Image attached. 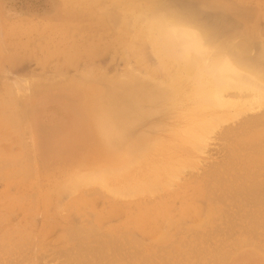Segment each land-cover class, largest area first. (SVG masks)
<instances>
[{"label": "rangeland", "instance_id": "obj_1", "mask_svg": "<svg viewBox=\"0 0 264 264\" xmlns=\"http://www.w3.org/2000/svg\"><path fill=\"white\" fill-rule=\"evenodd\" d=\"M141 4L145 9L150 8L148 0H0V167L2 166V169H0V264H77L80 260L75 255L85 256L90 253V256L94 257L96 254L98 256L99 251H101L102 255L104 250L106 253L112 252L114 246L111 243H113V240L118 238L119 242L116 241V243L114 241L116 246L121 244V242L123 244L121 236L125 233H122V231L127 230L128 226V230L134 231L133 228L137 230L135 228L137 226L136 222H139V220L144 222L149 217L147 221L150 222L151 220V224L144 222L145 225L149 226L150 224L149 227L146 226L148 235L145 234L142 239L138 229L133 232L136 235V240L133 238L135 235L132 234L133 236H131L130 231H128L129 239L127 235H123L125 237H122L126 242H124V245H119L118 247L120 248H115L121 250L123 246L128 245L131 238L137 241L135 244H131L133 246H136L138 240L140 241L139 243L145 245V242H155V238L156 241H168V244L175 242L173 244L177 245L179 238L186 240L193 234L194 237L190 236L191 239L189 238L192 242L193 238H195L196 242L197 240L200 242L201 239H205V242L202 240L201 242L203 243H196V245L193 243V245L198 248V244L202 246L204 244L203 247L205 249H197L195 247L196 252H193L195 251L193 249L194 246L192 248L191 244H188V242L191 243L189 239L188 241L186 240L187 243L184 240H180L188 244L187 247H191V249L185 247L188 249L187 252L192 250L196 254L203 249L202 252L206 251L211 256L214 252L218 255L221 249H226L227 242L230 243L231 241L230 249L227 247L229 251L226 249L232 255L227 264L264 263V250L262 249L264 248V244L262 245L264 242L262 236L264 235L260 236L259 234L262 230L264 231V228L261 227L263 225L252 224L254 228H257V231L258 229L260 230L257 233L253 228L248 229V224H246L247 227L245 229L244 226H246L245 223L247 221L245 222L243 218L240 219V210L245 211L249 206L242 209L237 206H232L231 208L226 203L232 201L229 198H223L225 203L223 200H218V202L214 200L212 202L210 196L207 195L206 197L205 195V193H210L209 189V191L205 190L207 188L206 184H204L205 182L201 181V179L194 180L197 172L202 174L203 168L207 171L210 169V165L219 161L222 156L220 154L222 142L215 140L207 149L206 154L201 155V158H197V154L193 153L192 156L195 157L191 156L192 165L197 166L198 169L190 167L191 169H186L181 173L180 179H168L167 173H164V171L170 167L167 166L165 169L163 166L177 167L179 165L178 162L181 163L188 157V151L185 149L187 146L184 145L186 143H182L179 135L180 130L185 125V114L182 105L177 103L175 106H171V103L142 101L143 103H137L139 106L137 105L136 108H131L137 109L136 114H139V109L142 110L143 108V111H146V115L140 119L136 118V114V119L132 117L134 111H131L133 109L130 108V105H127L130 101L125 99L128 94L125 90L122 91L119 85L125 80H129V78L133 79V76V80L137 82V79H139L137 76L140 75L141 79L144 76L146 80H139L140 83H144L145 89H155L156 83L167 82L169 77L175 74V69H177V64H173L172 61H167L169 63L168 67L165 68L167 65L162 66L155 49L149 43V39L147 40L148 37L145 36L147 33L144 34L145 32H143L141 34V32H138L139 26L134 25L136 19L141 18V14L137 11V9H141ZM163 7L175 12L184 21L194 23L206 30L211 41L224 43L229 42L230 39V44L234 46L241 45L239 47L241 49L244 46L245 54L241 52L240 54H243V56L239 55L240 58L245 56L247 61L264 63V0H158L156 5H152V8L157 11ZM117 9L118 11L121 9L119 16ZM125 9H129L128 12ZM120 15L123 16L121 17ZM145 37L146 39H144ZM133 44H135L134 47ZM145 76L148 78H145ZM166 82L165 84H167ZM183 83L180 87L182 94L184 92L187 93L190 88L188 81H186V84L185 82ZM23 84H26L25 87L27 86V89L22 86ZM19 89L24 92H20ZM11 90L14 91V95H11ZM16 94L17 96L19 94L20 97L18 96L17 98ZM4 95L7 97L11 95L12 97L7 99H14L17 104L14 101L10 103V100L6 102V96L3 97ZM115 95L118 96L115 97ZM22 98L24 99V102L22 100L23 103L20 102ZM127 98L129 99V96ZM101 103L102 105L111 103V106L107 105L109 108L104 112V119L107 115L111 116L116 113V117L119 116V124L124 133L123 138L126 137L127 140L136 141L139 136L144 135L143 139L146 140V148L149 149L135 157L134 160L145 155L140 157L142 159L137 160L136 163L133 160V164H130L131 157L129 155L120 154L114 160L112 167L115 170L121 166L126 168L124 171L119 170L114 173H107L105 184L99 181L90 185L81 184V186L77 185L78 188L70 187L72 191H69L70 188L65 183H68L67 180L70 179L72 173L78 169L86 168V162L94 161L95 154H100L110 149L101 133L103 126H107V121L94 119L91 122V118H89L91 117L89 113L102 116L103 107L100 105ZM93 105L99 106V111L90 112L89 109ZM10 111L18 113L17 119H19V115L21 118L15 120L16 114L11 116L9 114L11 113ZM132 112L133 114H131ZM22 124H24V127ZM15 126H20L26 130L20 127L17 130L18 128H15ZM157 141L160 142V145L155 146ZM216 141L219 143H216ZM115 143L116 145L114 146L119 148V152L124 150L122 137L117 139ZM26 156L29 157L27 158ZM19 161L20 164H18ZM163 162L166 165H163ZM155 167L159 172L154 170L156 169ZM154 171L155 174L153 175ZM255 172L257 173L256 170ZM260 173H257V175L259 174L261 177L258 176L257 178L255 175L254 178H257V180L262 179L264 172L261 171ZM198 178L196 177L195 179ZM250 180L252 179L248 178V184H250ZM169 181H174V184L170 185ZM195 181L198 182V186ZM133 183L138 184L139 187L137 184L135 186L139 188V192L134 191ZM260 183L264 184V179L263 181L260 180ZM260 183L259 187H263V184ZM126 184L129 185L130 191L133 190V193L130 191L125 192ZM63 185L67 186V189ZM128 187L126 188L129 189ZM197 187L200 188L199 191ZM118 188L121 190L123 188L124 194L123 190L121 192ZM259 193L261 194L260 190ZM170 194L178 196L174 197L173 200L169 196ZM208 198L210 199L208 200ZM243 201L246 200L244 199ZM251 201L253 202L254 200ZM215 202L219 203L218 207L220 206V208L217 209L221 211L223 218L226 217L227 212L230 213L231 209L230 214L239 217L240 224L244 223V226H237L239 221H236L237 224L229 222L231 225H236V227H233L234 229L229 224V227L226 228L225 223L228 222L227 219L229 220L230 216L227 214L229 216L225 218L227 222L220 218L222 217L220 214L217 217L215 211L217 210L215 207L217 205ZM247 203L249 204V202ZM225 206L226 208H224ZM213 207L215 208L214 210ZM233 208L240 213L235 211V209L233 210ZM209 209L211 210L208 212ZM125 210L126 212H124ZM194 210L195 212H192ZM210 212L213 215L212 217ZM214 216L217 218V222ZM144 217L147 218L144 219ZM167 217L170 218L168 219ZM166 219L168 220L166 221ZM169 221L172 223L173 228L168 225ZM81 222L85 224L82 223V225ZM125 222L127 223L126 226ZM177 224L181 226L179 227ZM255 224L260 227H255ZM130 225L134 227L132 228ZM159 225L162 229L161 227L158 229ZM213 225L217 229L215 233L213 231L215 227L211 229ZM123 226L124 229L122 228ZM166 226L171 228V231H169L167 227L168 233L166 232ZM206 226L208 231L203 230L206 229ZM81 227L82 230H79ZM107 227H110V231ZM182 227H185L186 231L189 229L191 234L189 235L188 232L187 235L184 228V234L186 232L185 235L188 238L181 234L183 232ZM118 228H121V231ZM175 228L182 229L175 234L176 231L178 232ZM72 229L73 232H70ZM192 229H195L196 233L194 230V232H191ZM224 229H228V232L230 231L229 235L233 236L231 237L232 239L230 238L231 240L225 241V236L227 237L226 234L228 232H225ZM218 230L222 234L224 231L225 236L223 234L222 237L221 232ZM248 230L251 232H248ZM164 231L167 235L170 233L174 234L175 237H170L169 235V239H167ZM245 231L247 232L245 233ZM103 232L107 233V235L109 234V236L111 234V238L113 234V240H109L110 237L109 239L107 237L106 241L109 242H105L106 236L105 234V237L102 236ZM151 232L155 234L152 233L151 235ZM162 232L163 235L161 234ZM231 232L233 235L230 234ZM252 232H256L257 235L255 233L252 234ZM75 233L77 236H75ZM114 234L116 235L114 236ZM178 234H180V237ZM197 234L198 239L196 237ZM160 235H162L163 239H161ZM219 235H221L220 238L224 239H220ZM199 236L203 237H200L201 239L199 240ZM256 236L257 238H255ZM95 238L96 240L99 238L97 240L98 244ZM206 239L208 240L207 242ZM214 239L218 240L217 243L219 241L220 243L214 244L216 243ZM102 241L105 244L107 243L108 247L101 245L96 248L95 246L98 247ZM260 241L261 243H259ZM207 243L209 246H207ZM89 245L96 249L89 253H87L89 250L80 252L84 247L91 251ZM143 245H137L139 248L137 246L135 247L136 249L134 248L136 251L132 253L136 255L133 257L137 256L136 258H138L139 251L144 247ZM156 245L157 248L159 247L158 252L160 253L162 246L159 243ZM217 247L221 249L219 250ZM209 248L213 251H210ZM184 249L180 248L182 253H184ZM106 250L109 251L107 252ZM156 250L155 248L154 251H151L152 253H149L151 257L153 256V259L155 258L154 253L158 259L159 254H157ZM72 251H76L75 255H73ZM184 251L186 252V249ZM167 252V257H171L169 258L171 261L174 259L172 264H176V260H179L176 259L177 256H174L176 254L169 247ZM187 252L184 254L188 255L190 253ZM124 253L126 251L122 249V252L117 255H124ZM162 253L166 255V251L163 250ZM194 254L191 257L194 261L199 262L198 260L201 257L196 258L199 255L196 254L194 259ZM207 254L205 255L207 256ZM216 254H214V259L211 256L208 258L204 255L206 258L204 259V256H202V261L206 260L205 264H208V261L209 264H212L215 259H219V255L216 256ZM185 255H181V257L183 258ZM190 255L187 257H190ZM61 256L64 257L65 261H62L63 258ZM108 256V254L102 256L103 259L105 258L103 261L100 255L101 263H114L117 260L116 257L110 259ZM149 257L147 260L151 264L152 262L156 264L154 261L157 259L152 260ZM113 260L114 262H112ZM162 260H157V262L159 261L162 264ZM96 261L97 259L90 263L97 264ZM149 261L144 263L150 264L146 263ZM201 262L198 264H201ZM79 264H85V262L81 263L80 261Z\"/></svg>", "mask_w": 264, "mask_h": 264}, {"label": "bare ground", "instance_id": "obj_2", "mask_svg": "<svg viewBox=\"0 0 264 264\" xmlns=\"http://www.w3.org/2000/svg\"><path fill=\"white\" fill-rule=\"evenodd\" d=\"M148 2L150 4H152V5H156L158 0H148ZM139 3H137V4H139ZM150 4H149L150 8H147V9H145L142 4L140 5L141 9L140 10L137 9V11H138V13L141 14V18L140 19L138 18L139 20L136 19L134 25H136L137 27L139 26L138 27L139 31H138L137 27H136V29H137L138 32H141V34L143 32H145L144 34L147 33L145 36L148 37L147 40L149 39L148 40V41H150L149 43L151 44V46H153V49H155L156 55H158V58L161 60L162 66L167 65V66H165V68H166L169 65V63L167 61H172L173 64H175V65L177 64V69H175V71H176L175 74L170 76L167 82L165 81L167 84H165V82H158V83H156L157 84L156 86L154 84L155 89H153V88L152 89H145L144 83H140L139 82V80H143L144 79V76H142L143 79H141L140 75L137 76V77H139V79H137V82H135L133 80L134 76H133V79L129 78V80H125L124 82H122L121 85H119V88H122V91L125 90L126 93L128 94L127 97L129 96V99L127 97L126 98L124 97L125 99L130 101L129 104L127 103V105L128 106L130 105V108L131 107H135L136 108L137 105L139 106V104H137V103H141L142 101L143 102L147 101V102H151V103H155V102H158V101L160 103H162V102L171 103L170 104L171 106H175V104H177V103L182 105V109H184V114H185V117H184L185 125L183 126V128L180 127L182 129L180 130L179 135H180L182 143H186L184 145L187 146V147H185V149H186V151H188L187 152L188 153L187 154L188 157L186 156L187 158L185 159V161H182L181 163L178 162L179 165L177 167H175V166L171 167L170 165H166V163L163 162V165L164 164L166 165V166H163V167H165V169H166L167 166L170 167L169 169L167 168L168 171L166 170V171H164V173L165 172L167 173L166 175L168 176V179L172 178L173 180H175V179H180L181 173H183L186 169H189L190 167L193 168V169H198L197 166L192 165L193 163H192V159L191 158L193 157L192 156L193 153L197 154L196 155L197 158H201V155L202 154H206V152L208 151L207 149L214 143L215 140L221 141L222 143L220 145V152H221L220 154H222V156L219 159V161H216L212 165H210L211 167L207 171H205L206 169L204 170V168H203V170L201 171V172H203L202 174H199V172L196 173L194 171L196 173L195 174L196 176L194 175L195 176L194 180H200L201 179V181L203 180L205 182L204 184H206V187H207L205 190H207V191L210 190L209 194H211V195H209V194L205 193V195H206V197H207V195L210 196L211 199L208 198V200L210 199V200H212V202H214V200L216 202H218V200L222 201L223 198H225V199L229 198V199L232 200L230 202L231 204L229 202H226V203H228L229 204L228 206L229 207L231 206V208H232V206H237V207H239V209H242V208H245V207L249 206V208L247 207L249 210L248 209L247 210L245 209V211L244 210H240L241 213L238 210H236L235 208H233V210L235 209V211L240 213V219L243 218V220H245V222L247 221V223H245V225L248 224V226H249L248 229H250V228L252 229L253 228V229H255V231H257L256 230L257 228H254L253 225H252L254 223L263 225L261 227L264 228V224H263L264 223V184L260 183V180L263 181L264 177L262 179L260 178V180L259 179L257 180V178L259 176V174L257 175V173H260L261 171L264 172V63H259V62L258 63H254L255 61L254 62L247 61V58L245 59V56L243 58H240L239 55L243 56V54H245L244 53V46L242 47L243 49L239 48L241 45L240 46L235 45L236 46L235 47L234 45L230 44V39H229V42H224V43H217L215 41H211L208 38V36H209L208 32L206 30L202 29L201 27H199L198 25H196L194 23H191V22H188V21H184L182 19V17H180L178 14H176L175 12H173L170 9H167L165 7H163L161 10L157 11L155 8H152V5H150ZM120 10L118 11V9H117L118 16H119ZM128 10H126V11L128 12ZM130 10H131V8H130ZM122 13H120V14H122ZM123 15H120V16L122 17ZM146 37L144 39H146ZM141 38H143V37H141ZM134 45L135 44H133V47H134ZM136 48H138V47H136ZM241 52L243 54H240ZM130 73H132V72H130ZM134 73L136 74V72H134ZM130 75H132V74H130ZM145 78H148V77L145 76ZM144 81H146V80L144 79ZM186 81H188L190 83V88L188 89L187 93L184 92V94H182V90H180V87L184 84L183 82H185V84H186ZM25 85L26 84H23L22 86L24 88H26L27 86L25 87ZM187 85H188V83H187ZM23 87H19V88L24 89ZM183 88H184V86H183ZM19 90L22 93L24 92V91H21V89H19ZM11 91H12L11 95L12 94L14 95V91L13 90H11ZM130 92H131V94H129ZM155 92H158V93H155ZM123 94H125V93H123ZM6 95H8V94H6ZM6 95H4L3 97H5ZM11 95L9 97H12ZM20 95L23 96L21 93H20ZM20 95L18 94L19 97H20ZM18 96L16 94L17 98H18ZM117 96L118 95H115V97H117ZM9 97L6 96L5 97L6 100L5 99L4 100L6 102L9 101L10 99L9 100L7 99ZM22 100L24 102L23 98L21 99L20 102H22ZM5 101H4V103H6ZM13 101H14V99L10 100L9 102L12 103ZM8 105H11V104H8ZM19 105H21V104H19ZM100 105L103 107V111L101 113L102 116H96V115H94L92 113H89V115L91 116L89 118H91L90 119L91 122L94 119H100V120L107 121V126H103V131L101 133H102L103 137L105 138V140H106L105 142L108 144L110 149H108L109 151H105V152H102L100 154L99 153L95 154V156H94L95 160L91 161L90 163L86 162V164H85L87 166L86 168L78 169L76 172L72 173V175L70 176V179L67 180L68 183H65V185H68L69 188L70 187L71 188L77 187V185L81 186V184L90 185V184L97 183L98 181L102 182L103 184H105V182H106L105 177L107 176V173H114L115 171L117 172L119 170H123V171L125 170L126 167H123V166L118 167L116 170H115V168L112 167V164L115 162L114 160L120 154L129 155L131 157L130 158V164H133V160H134L135 157H137L138 155L142 154L143 151L149 149V148H146L147 147L146 146V140L143 139L144 135L139 136L138 140L136 139V141L127 140L126 137L123 138L124 133L122 132L121 125L119 124V119H118L119 116L116 117V113H114L111 116L107 115V117H105V119H104V116H105L104 112H105L106 109L109 108V107H107V105L111 106V103L107 104V105L106 104L102 105V103H101ZM8 108H7V110H8ZM11 108L13 109V107H11ZM135 108L134 109L131 108V109H133L131 111H134V115L132 116L133 118H135V114L137 112V109H135ZM141 108H142V106H141ZM155 108H156V106H155ZM99 109H100L99 106H94L93 105V106H91L89 111L90 112L91 111L96 112V111H99ZM128 109H129V107H128ZM7 110H6V112H7ZM139 110H140V112H138L139 114H136V118L140 119V118H143L146 115V113H145L146 111H143V108H142V110L141 109H139ZM22 111H24V110L22 109ZM10 112L11 113H9V114L11 116L16 114V113H12L13 111H10ZM17 114L14 117L15 120H19L21 118L20 115H19V119H17ZM131 114H133V112ZM7 116H9V115L7 114ZM133 118H131V119H133ZM14 119H13V121H15ZM17 123H19V122H17ZM23 125L24 124H22V126ZM19 127L15 126V128H18L17 130L22 128V127H20V128ZM141 127H142V124H141ZM22 129H25V128H22ZM121 137H122V143H124V150L123 151L121 150L119 152V148H116L114 145H116L115 141L117 139L121 138ZM216 143H219V142L216 141ZM156 145L157 146L160 145V142L159 141L155 142V146ZM185 155H186V153H185ZM185 155H183V156H185ZM144 156H140V157H144ZM177 156H179V155H177ZM183 156H181V157H183ZM19 157H21V156H19ZM23 157L25 158L24 155H23ZM26 157L28 158L29 156H26ZM140 157H138L136 160H134L135 161L134 163H136L137 160L142 159ZM21 158H19V159H21ZM138 162H141V161H138ZM159 162H162V161H159ZM11 163H14V162H11ZM18 164H20V161H19ZM170 164H172V163H170ZM1 167H0V169H2ZM154 170L156 172L158 171L157 168L154 169ZM255 170L257 171V173L255 172ZM155 171H154L153 175L155 174ZM25 174H26V172H25ZM255 175L257 176L256 179L254 178ZM157 176L159 177L158 174H157ZM144 177H145V175H144ZM196 177L197 178L200 177V178L195 179ZM259 177H261V176H259ZM248 178L252 179V180H250V184H248L249 183L248 182ZM253 179L257 180L259 182L254 181ZM141 182H143V181L141 180ZM192 182H194V181H192ZM169 183H170V185L174 184V181H169ZM169 183H167V184H169ZM259 183L263 184V187H259ZM135 184H137V183H135ZM135 184L133 185L135 187L133 189H134V191H138V189H139L138 187L139 186L137 184V186H138L137 187V186H135ZM197 184H198V182H196V185ZM65 185H63V186L66 187V189H67V186H65ZM126 185H125V188H124V185H123V188L125 189V192L127 193V192L130 191V187H128L129 186L128 184H126ZM64 187H62V188H64ZM126 187H128L129 189H127ZM123 188H122V190H123V194H124V189ZM136 188H137V190H136ZM70 189H69V191H72V189L71 190ZM118 189H117V191H118ZM193 189H194V187H193ZM197 189L199 191L200 188L197 187ZM119 190L122 192L121 189H119ZM196 190H195V193H196ZM259 190L261 191V194L259 193ZM120 191H118V192H120ZM201 191H203V189H201ZM130 192L133 193V190H131ZM175 194H177V193H175ZM192 194H194V193H192ZM198 194H200V193H198ZM169 196L172 197L173 200H174V197H176L178 195L174 196L173 194H170ZM204 197H203V199H205ZM244 199L246 201H243ZM251 200H254V201L252 202ZM250 201H251V203H250ZM207 202L210 203L211 201H207ZM247 202H249V204ZM224 203H225V201H224ZM218 204L219 203H216V205H217V206H215L216 209L220 208V206L218 207ZM129 207H131V206H129ZM224 208H226V206ZM158 209H159V207H158ZM214 209L215 208L213 207V210ZM218 209L215 210L216 213H217L216 214L217 217H218V214L221 215V213H220L221 211H219ZM210 210L211 209H209L208 212ZM124 212H126V210ZM154 212H155V210H154ZM164 212H165V210H164ZM192 212H195V210L192 211ZM143 213H141V214H143ZM230 213H231V209H230ZM230 213L227 212V214L230 216L229 220L227 219L228 222L225 220L226 217H229V216H227V214H226V217L224 215L225 218H223V215H221L222 217H220V218H222V220H225V222H227V223H225L226 226H227L226 228L229 227L228 226L229 222H233V223L237 224L236 221L240 220L239 217H236V215H232ZM132 214H133V212H132ZM147 214H146V216H147ZM214 214H215V212H214ZM129 215H131V214H129ZM206 215H207V212H206ZM141 216H143V215H141ZM144 216H145V214H144ZM212 216L213 215L211 213V217ZM208 217H209V214H208ZM132 218H133V216H132ZM137 218H139V217H137ZM145 218H147V217H144V219ZM149 218H147V220ZM151 218H153V217H151ZM167 218L169 219L170 217H167ZM133 219H135V218H133ZM141 219H142V217H141ZM168 219H166V221ZM207 219L208 218H206V220ZM216 219L217 218L215 217V221L217 222ZM147 220L144 221V222L148 223L149 221H147ZM173 221H175V220H173ZM208 221H209V219H208ZM135 222H136V220H135ZM139 222H136L137 226L135 228H137V230L138 229L140 230L139 232L141 233V235H142L141 237L143 239L145 234H147L146 233V231H147L146 230V228H147L146 226H148V225L147 224L145 225L144 222H142L140 220H139ZM150 222H151V220H150ZM158 222H159V219H158ZM223 222H222V224L224 226L225 224ZM82 223H84V222H81V224ZM129 223H130V221H129ZM150 224H149V226H150ZM238 224L239 225H237V226H244L243 225L244 223L241 225L240 221H239ZM257 224H255V227L257 226ZM126 225H127V223L125 222V226ZM132 225H134V224H132ZM132 225H130V226H132ZM168 225L172 226V223L169 221ZM229 225H231V223ZM207 226H206V229H203V230L206 231L207 230ZM234 226L236 227V225H231V228H233ZM133 227L134 226H132V228ZM159 227H161V226L159 225L158 229H159ZM167 227L168 226H166V232L168 233V230L171 231L170 229L173 228V226L171 228L168 227L169 228L168 230H167ZM179 227H177V228H179ZM211 227H212L211 229H213L215 227L213 229V231L215 233V231L217 230L216 226L213 225ZM245 227H247V225L244 226V228ZM257 227H260V226H257ZM116 228H117V226H116ZM122 228L124 229V226ZM128 228H129V226H128ZM128 228H126L127 230L122 231V233H125V234H122L120 232L122 234V236L123 235H125V236L127 235L128 236V234H129L128 231H130L131 236H133L132 234L135 235V233H133V232L137 231V230L133 228L134 231H132L130 229L128 230ZM182 228H180V229H182ZM184 228L182 229L183 232L181 234H184ZM262 228H260V229H262ZM120 229L121 228H118V230H120ZM151 229L153 230V228H151ZM161 229H162V227H161ZM180 229H176V230H178V232L176 231L175 234L179 233L181 231ZM219 229H221V228H219ZM79 230H82V227ZM152 230H150V231H152ZM156 230H157V228H156ZM193 230L195 231V229H192L191 232H194ZM224 230H225V232H228L227 231L228 229H224ZM71 231L73 232V229L70 230V232ZM109 231H110V229H109ZM131 231H132V233H131ZM185 231H186V228H185ZM209 231H210V229H209ZM249 231L250 230H248V232ZM258 231H260V230L258 229ZM258 231H257V233H258ZM99 232H102V231H99ZM166 232L164 231V234ZM186 232H187V235H188L189 229ZM186 232H185V234H186ZM219 232H221V231H219ZM229 232H228V234H226L227 235V237H226L225 234H224V231H223V234H224V236L226 238L225 241L231 240L232 239L231 237H233V236L229 235ZM246 232L247 231H245V233ZM152 233L153 232H151V235H152ZM167 233L165 235H167ZM195 233H196V231H195ZM254 233L256 234V232H254ZM254 233L252 232V234H254ZM100 234L102 235V233H100ZM104 234L105 233L103 232L102 236H104ZM117 234H118V232H117ZM121 234H120V236H121ZM153 234H155V233H153ZM161 234L163 235V232ZM171 234L172 233L169 234L170 237L174 236V234H172V235ZM190 234L191 233L189 232V235ZM206 234H207V232H206ZM206 234H205V236H206ZM223 234L221 232L222 237H223ZM230 234L233 235L232 232ZM259 234H260V236L264 235V231L262 230L261 233H259ZM73 235H71V236H73ZM97 235H99V234H97ZM115 235L116 234H114V236ZM162 235H160V236L162 237ZM169 235L166 236L167 239H169L168 238ZM221 235H219V238L221 237ZM228 235H229V237H228ZM75 236H77V234ZM105 236H104L105 237L104 241L108 243L109 241H106L107 240L106 238L108 237V239H109L111 234L109 236V234L107 235V233H106ZM122 236H121V238L123 240V244H122L121 241L120 242H121L122 245H124V242H126V240L124 241L123 237H125V236H123V237ZM178 236L180 237V234H178ZM190 236L194 237L193 234H191ZM190 236H189V238H190ZM197 236H198V234L196 235V237ZM135 237H136V235L133 238H135ZM184 237L188 238V236H186V235ZM200 237L202 238L203 236H199V240L201 239ZM96 238H95V240H96ZM112 238H113V234H112ZM112 238L110 237L109 240H113ZM234 238H235V236H234ZM252 238H254V237H252ZM255 238H257V236ZM263 238H264V236H262V239ZM100 239H101V237H100ZM114 239H116V238H114ZM128 239H129V236H128ZM135 239L137 240V238H135ZM135 239L132 240V238H131L130 242L127 241L128 245H126L125 247L123 246V248H121V250H120V249H117L115 247H118L121 244L118 243L119 244V245L117 244L118 246H116V244L114 245V241L115 242L116 241L119 242L118 238H117L116 240H113V243H111L114 246L113 247V251L109 252V253H106L105 250H104V252H103L104 254L103 255H102L101 251H99L100 254L98 252V256H96L97 255L96 254L94 257H92V256H90L89 252H92V250H94L96 248H99V246H101V245L102 246L106 245L108 247L107 243L105 244L104 241H102L100 243V245H98V247L95 246L96 248H94V247L89 245L90 248H91V251H90V249H88L89 247L86 246V245L85 246L88 247V248H86V247L83 248L82 247L83 250H85V251H83V250L81 251L80 250V252H87L89 250L87 252V253H89L88 254L89 256L86 253H85L86 254L85 256H81V255L79 256V254L77 256V255L74 254L76 251L75 252L72 251V253H73V255L78 257L77 259H79L81 261V263L85 262V264H91L90 262H94V260H96V259H97V261H96L97 264H98V262H100V264H104L105 262L101 263V259H99V256L101 255V257H102V256H105L107 254L109 255L108 257L110 259H113V257H116L117 260L115 262L113 260L112 262H114V263L108 262L106 264H143L145 261H149V260H147L149 256H150L149 259H152V260L157 259L155 253H154V255H155L154 259L152 258L153 256L151 257V254L149 255V253L151 251H154L155 248L157 249L156 250L157 252L159 251L158 250L159 247L157 248V245H156L157 243H159V245L162 246V247L160 246L162 251L160 250V253L156 252L160 256V258L158 256L157 260L163 259L161 261L162 264H172V262L174 261V259H173V261H171V259H169L171 257H167L168 256L167 255L168 254V252H167L168 247L170 248V250L174 254H176V255H174L175 257L177 256L176 259H179V260H176L177 261L176 264H198L199 262L202 261V256L207 254L206 251L202 252L203 249L200 252L198 251L196 253V254H199V255L205 253L202 256H199V255L196 256V254L193 253V252H196V250H195L196 246H194L193 243L195 245H196V243H203V242H205L204 241L205 239H201V241L203 240V242H201V241L199 242L197 240L198 239V237H197V239H196L197 242L195 241V238H193V242H192V240H190L191 239L190 238L189 240L191 241V243L188 242V244L189 245L191 244V247L194 246V248L193 247L192 248L195 251L192 252V250H191V252L189 251L190 252L189 253V252H187V250H188L187 248L191 249V247L190 246L187 247L188 244H186V243H187L188 239H186L187 240L186 241L184 239L179 238L180 240H184L186 243H183V241H180V240L177 239L178 243H177V245H174L173 243H175V242H173V240H172L173 243L168 244V241H161V240L156 241V238H155V242H147V243L145 242V245H143V243H139L140 241L138 240L139 244L137 243L136 246L137 245H143L144 247L139 251L138 258H136L137 256L133 257V256L136 255V254L135 255L133 254L134 253L133 251H136V250H134V248L136 246L135 245L134 246L131 245V244H135L137 242ZM161 239H163V237ZM220 239H222V238H220ZM220 239H218V240H220ZM247 239H248V237H247ZM97 240H99V238ZM97 240H96V243L98 242ZM119 240H121V239L119 238ZM218 240L217 241L215 240L216 243H214V244H216V245L219 244L220 241H219V243H217ZM153 241H154V239H153ZM207 241L208 240L206 239V242ZM103 242H104V244H102ZM209 242H210V240H209ZM232 242H233V240H232ZM129 243L132 246L131 247L132 250L130 249ZM221 243H222V241H221ZM259 243H261V241ZM97 244H94V245H97ZM227 244L229 245V246L227 245V247L229 248V247H231L230 245L232 243L230 241V243L227 242ZM263 244H264V242L262 243V245ZM184 245H186V246H184ZM200 245L198 244V248L197 247L196 248L197 249L204 248L203 247L204 244H203V246L202 245L200 246ZM182 246H184V247H182ZM207 246H209L208 243H207ZM221 246H222V244H221ZM221 246H219V247H221ZM185 247H187V248H185ZM219 247H217V248L220 250L221 248H219ZM224 247H226V246L224 245ZM227 247H226V249L229 251L230 248L228 249ZM118 248H120V247H118ZM180 248L181 249L185 248L186 252L189 253L188 255H190L191 253H192L191 255L194 254V259H195V256H196V258L201 257V258H199V260L197 259L199 262H196V260L194 261L193 258L191 257V255H190L191 258L187 257L188 255L184 254V253H186L184 251L185 249L183 250L184 253H182ZM122 249L125 250L126 253H124V255H117L118 253L122 252ZM129 249H130V251H129ZM207 249H208V247H207ZM226 249H223V250L221 249L220 250L221 252L219 251V254H218L219 255V259H215L214 263H212V264H217V263L218 264H227L228 263V260L230 259V257L232 255L230 254L231 252L228 253L226 251ZM262 249L264 250V248H262ZM163 250L166 251V255H164L162 253ZM209 250H210V248H209ZM63 251H64V249H63ZM210 251H213V250H210ZM113 252H114V255H113ZM209 253H212V252H209ZM160 254L163 256L162 258H161ZM214 254H216V253L214 252ZM214 254H212V256H211V254L210 255L207 254V256L206 255L205 256L208 257V258H210V256H211L212 259H214ZM181 255L182 256L185 255V257L187 259L185 257L182 258ZM218 255L216 254V256H218ZM66 256H68V255H66ZM205 256H204V259L206 258ZM61 257L63 258L62 259V261H63L64 257L63 256H61ZM68 258L71 259L70 257H68ZM93 258H96V259H93ZM65 259H67V258H65ZM69 259H68V262H69ZM102 259H103V257H102ZM104 259H103V261H104ZM82 260H83V262H82ZM157 260L154 261V262H156V264L159 262V261L157 262ZM203 261L201 262V264H203ZM205 261H204V264H205ZM70 262H71V260H70ZM79 262L77 264H79ZM71 263H73V261ZM146 263H150V261L146 262ZM66 264H68V263H66ZM92 264H94V263H92ZM152 264H153V262H152ZM158 264H160V262ZM208 264H209V261H208ZM262 264H264V263H262Z\"/></svg>", "mask_w": 264, "mask_h": 264}, {"label": "crops", "instance_id": "obj_3", "mask_svg": "<svg viewBox=\"0 0 264 264\" xmlns=\"http://www.w3.org/2000/svg\"><path fill=\"white\" fill-rule=\"evenodd\" d=\"M238 264H243V263H238Z\"/></svg>", "mask_w": 264, "mask_h": 264}]
</instances>
